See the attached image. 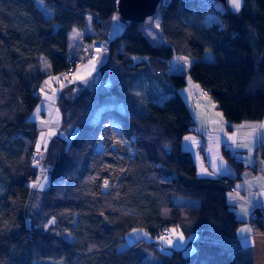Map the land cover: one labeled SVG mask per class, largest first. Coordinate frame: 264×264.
Here are the masks:
<instances>
[{"label": "trees", "instance_id": "trees-1", "mask_svg": "<svg viewBox=\"0 0 264 264\" xmlns=\"http://www.w3.org/2000/svg\"><path fill=\"white\" fill-rule=\"evenodd\" d=\"M40 1L51 6L50 18L35 0H0V264H251L249 250L230 241L243 220L226 198L245 165L224 148L235 176L198 175L181 147L193 124L181 97L173 92L161 103L147 98L142 110L128 111L122 107L132 100L131 84L122 80L146 68L163 73L176 89L190 74L230 125L260 120L264 0H242L237 11L214 0H162L156 15L163 41L157 44L133 21L108 34L115 0ZM207 14L217 22L205 25ZM87 15L92 33L81 44L107 39L109 53L95 83L78 80L59 91L61 125L75 132L69 140L55 136L44 152L49 184L40 212L53 220L44 228L32 216L27 221L25 212L28 182L36 176L37 125L30 114L45 78L74 56L67 54V34L84 27ZM205 49L212 50V60L201 59ZM261 208L251 216L258 226L264 222ZM163 227H177L186 238L194 234L187 241L193 250L162 252L156 239ZM134 228L153 240L118 250Z\"/></svg>", "mask_w": 264, "mask_h": 264}, {"label": "crops", "instance_id": "crops-1", "mask_svg": "<svg viewBox=\"0 0 264 264\" xmlns=\"http://www.w3.org/2000/svg\"><path fill=\"white\" fill-rule=\"evenodd\" d=\"M120 30L121 23L116 20V15L114 14L108 34L112 36L119 33ZM91 33H84L80 36L79 40L74 44V48L70 51L71 55L79 54L80 44L84 35ZM100 58L103 59V64L106 60L105 56L88 60L97 62ZM101 65L98 66L97 70H99ZM82 69L81 73L88 70V68L84 67ZM142 72H146L143 84L163 87L162 99L170 93L176 92L185 103L193 124L191 131L183 135L181 147L191 154L198 175L224 178H233L235 176L234 169L222 155L221 151L224 148L228 149L245 165L238 178L232 181L226 192L227 201L234 210L236 217L243 220L234 231V239L230 241L249 250L251 264H264V222L261 226L251 222V216L254 215L253 211L256 208H264V157L261 156V153L264 152V115L257 121H242L230 125L223 117L215 101L192 78H187L186 76L185 84L175 89L164 77L163 73L146 68ZM98 75L99 71H97L96 79ZM131 78L132 75H130L129 79ZM73 79L74 76L72 77ZM45 80L43 82L48 87L52 85V79L45 78ZM129 83L131 84V81ZM56 86L58 85H54V87ZM57 91L59 92L60 90L57 89ZM149 96L148 94L147 97L149 98ZM56 100H54L52 110L55 115L54 113L46 115L44 114L45 112L41 111L42 119L41 122L38 121L41 124V128L38 127L37 122L34 120L37 125V138L39 140L37 147H41L43 153L46 151L45 147H49L55 136L62 133L64 136L72 137L73 132H75V129L68 130V127L61 125ZM198 149H200L199 152H197ZM253 153L255 162L246 164L242 155L252 156ZM179 199L181 198H174V202L182 204ZM169 234V236H172L171 238L175 236L181 240V244L187 245V242L185 243L184 241L187 238L177 227H171ZM192 238H188V240ZM156 240L158 242V239Z\"/></svg>", "mask_w": 264, "mask_h": 264}, {"label": "rangeland", "instance_id": "rangeland-1", "mask_svg": "<svg viewBox=\"0 0 264 264\" xmlns=\"http://www.w3.org/2000/svg\"><path fill=\"white\" fill-rule=\"evenodd\" d=\"M35 3L39 7V9L42 11L43 15L47 18H50L53 14V10L50 5L40 1L35 0ZM242 0H227V4L229 8H231L234 11H237L241 7ZM91 16L87 15V22L84 27L82 28H73L71 29L67 34V43H68V51L67 54L70 53L71 49L74 48V44L77 40H79L80 36L84 33H90L92 32V26L90 24ZM116 20L118 21L117 17ZM119 22V21H118ZM202 22L205 25L211 24L212 22H217V17L212 14H207L204 16ZM53 26L56 27V22H53ZM140 30L143 34L146 35V37L149 39V41L153 44H157L163 41L159 26H158V15H155L154 19L151 23L147 25H140ZM214 58L213 52L211 49H205L201 55V59L203 60H212ZM103 62V59L100 58L97 62H92L90 60H85L84 63L77 69L74 79L69 80H61L57 75H52L47 78H50L53 80L52 85L48 87V85L44 84V82L41 84L40 88L37 91V94L39 96V101L37 105L35 106L34 110L30 114V119L35 120L37 122V125L39 128H41V111L45 112L44 114H53L54 111V100H56L59 95V92L57 89H61V87L67 83H71L78 80H88L91 81V83H95L97 81V69L98 66L101 65ZM82 67L88 68V70L83 71L81 73L80 71L83 70ZM146 76V72H142V70L135 72L134 75H132V78L129 79V76L124 78L122 83L126 84L131 81V85H129V91L131 93L130 95V101H127L125 103V107L122 108H130L128 111H139L142 110V107L144 106L145 99H147V95L149 94V98H152L156 102L161 103L162 102V86H150L143 84V78ZM187 78H191L190 74L187 75ZM46 81V80H45ZM48 82V80H47ZM198 84V83H197ZM54 85H58L54 87ZM58 87V88H57ZM145 100V101H144ZM109 105L111 107H117L121 108V103L118 104L116 100H109ZM121 108V109H122ZM55 115V113H54ZM39 121V122H38ZM53 121V120H52ZM71 128H68L70 130ZM74 133V132H73ZM60 137L64 138L65 140H69L71 137H68V135H59ZM39 143L38 138L36 139L34 143V152L37 156L40 157V153L37 151L39 149V146L37 147ZM98 149L101 148L100 145L97 146ZM45 150H48V147H45ZM46 152V151H45ZM45 153L42 154L40 159H37L34 161L35 167H36V176L33 180H30L28 182L30 189H29V196L27 197L26 204H25V212L27 221L29 220V217H33V222L35 224H38L40 226H43L44 228H49L53 224L52 218L45 216L40 211L42 199H43V193L47 185L49 184V165L45 164L44 162ZM243 161L247 163H254L255 157L254 153L251 155H242ZM182 201V204H188V205H195L197 204V200L194 198H181L179 199ZM174 236V234H173ZM195 235H191L189 238L194 237ZM63 237H65L68 240H72V235L69 233H64ZM172 236H168L167 238H157L158 239V246L160 250L164 253H169L173 249L181 248L183 250V253L187 254L193 250V245H183L181 244V240L176 238L175 236L171 238ZM138 239L143 240H151L152 237L143 229L141 228H134L124 235L123 241L118 245L117 249L121 250L125 248L126 246L134 243ZM185 243L188 241L184 240Z\"/></svg>", "mask_w": 264, "mask_h": 264}, {"label": "built area", "instance_id": "built-area-1", "mask_svg": "<svg viewBox=\"0 0 264 264\" xmlns=\"http://www.w3.org/2000/svg\"><path fill=\"white\" fill-rule=\"evenodd\" d=\"M109 53V43L107 39H88L85 40L80 47V52L78 56H70L67 59V66L57 74L61 80L71 79L77 69L84 63L85 60L94 57L106 56ZM200 149L197 150L199 152ZM40 153V157L33 151V163L35 160L40 159L42 155V149L39 147L37 150ZM262 209V208H261ZM262 213H264L262 209ZM255 216V215H254ZM264 217V215H263ZM159 236L161 238H167L169 236V229L163 227L159 231Z\"/></svg>", "mask_w": 264, "mask_h": 264}, {"label": "water", "instance_id": "water-1", "mask_svg": "<svg viewBox=\"0 0 264 264\" xmlns=\"http://www.w3.org/2000/svg\"><path fill=\"white\" fill-rule=\"evenodd\" d=\"M226 6L227 0H214ZM162 0H115V15L120 23L133 21L137 25H147L157 14Z\"/></svg>", "mask_w": 264, "mask_h": 264}]
</instances>
